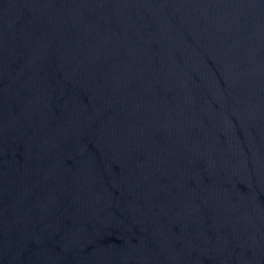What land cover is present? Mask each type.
<instances>
[{
  "label": "water",
  "instance_id": "95a60500",
  "mask_svg": "<svg viewBox=\"0 0 264 264\" xmlns=\"http://www.w3.org/2000/svg\"><path fill=\"white\" fill-rule=\"evenodd\" d=\"M183 264H264V0H0Z\"/></svg>",
  "mask_w": 264,
  "mask_h": 264
}]
</instances>
